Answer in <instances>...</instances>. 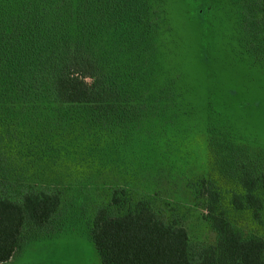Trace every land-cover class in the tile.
Masks as SVG:
<instances>
[{"label":"trees","instance_id":"trees-1","mask_svg":"<svg viewBox=\"0 0 264 264\" xmlns=\"http://www.w3.org/2000/svg\"><path fill=\"white\" fill-rule=\"evenodd\" d=\"M235 4L264 50V0ZM159 26L153 0H0V263L74 206L64 198L61 160L47 159L67 148L96 158L105 136L142 115L154 97ZM235 165L219 175L239 188L220 187L211 175L203 186L211 244L168 221L156 193L110 187L109 201L88 220L101 263L264 264V164ZM224 200L231 211L253 214L248 226L220 209Z\"/></svg>","mask_w":264,"mask_h":264},{"label":"rangeland","instance_id":"rangeland-1","mask_svg":"<svg viewBox=\"0 0 264 264\" xmlns=\"http://www.w3.org/2000/svg\"><path fill=\"white\" fill-rule=\"evenodd\" d=\"M236 1L153 0L160 21L154 97L144 101L141 116L101 140L96 158L67 148L47 159L61 160L57 168L70 186H62L64 198L74 206L58 226L28 234L0 264H102L88 220L117 184L156 193L158 209L168 221L179 220L193 242H215L205 218L206 179L239 188L219 174L236 172L238 159L264 164V50L255 23L243 19ZM71 162L76 166L68 167ZM221 207L243 225L253 217L231 211L225 200Z\"/></svg>","mask_w":264,"mask_h":264}]
</instances>
